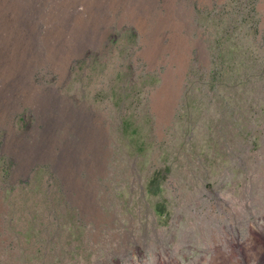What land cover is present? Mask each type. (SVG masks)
<instances>
[{
  "label": "rangeland",
  "instance_id": "1",
  "mask_svg": "<svg viewBox=\"0 0 264 264\" xmlns=\"http://www.w3.org/2000/svg\"><path fill=\"white\" fill-rule=\"evenodd\" d=\"M0 264H264V0H0Z\"/></svg>",
  "mask_w": 264,
  "mask_h": 264
}]
</instances>
